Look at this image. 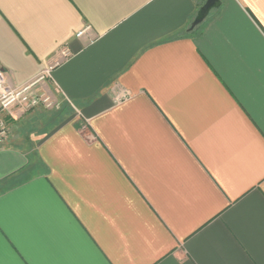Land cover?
<instances>
[{"label":"crops","instance_id":"1","mask_svg":"<svg viewBox=\"0 0 264 264\" xmlns=\"http://www.w3.org/2000/svg\"><path fill=\"white\" fill-rule=\"evenodd\" d=\"M219 2L0 0L9 86L67 107L11 123L0 264H264V0Z\"/></svg>","mask_w":264,"mask_h":264},{"label":"built area","instance_id":"2","mask_svg":"<svg viewBox=\"0 0 264 264\" xmlns=\"http://www.w3.org/2000/svg\"><path fill=\"white\" fill-rule=\"evenodd\" d=\"M83 32H79L77 37ZM65 58L70 56L68 50H61ZM49 70L40 74L33 82L19 86L10 87L5 74L0 70V150L9 141L11 134V123L18 121L23 115L34 110L58 111L61 102L57 96L50 92H37L36 88L44 83Z\"/></svg>","mask_w":264,"mask_h":264},{"label":"water","instance_id":"3","mask_svg":"<svg viewBox=\"0 0 264 264\" xmlns=\"http://www.w3.org/2000/svg\"><path fill=\"white\" fill-rule=\"evenodd\" d=\"M203 2L202 6L199 8L193 22L190 25L189 30L192 31L194 28L198 27L207 18L209 12L213 9L219 7V0H200Z\"/></svg>","mask_w":264,"mask_h":264},{"label":"rangeland","instance_id":"4","mask_svg":"<svg viewBox=\"0 0 264 264\" xmlns=\"http://www.w3.org/2000/svg\"><path fill=\"white\" fill-rule=\"evenodd\" d=\"M43 115V116H42ZM56 116H59L57 115V112L56 111H51V112H47V111H41V118H42V122H52L54 120V122H57L59 119L62 121V120H65V115H60L59 117H56ZM53 122V123H54ZM42 127V126H41ZM40 128V125L39 127Z\"/></svg>","mask_w":264,"mask_h":264},{"label":"trees","instance_id":"5","mask_svg":"<svg viewBox=\"0 0 264 264\" xmlns=\"http://www.w3.org/2000/svg\"><path fill=\"white\" fill-rule=\"evenodd\" d=\"M66 108H67L66 105L61 103V108L58 111H56L57 115L59 116L62 115L63 111H65ZM59 116H56V117H59Z\"/></svg>","mask_w":264,"mask_h":264}]
</instances>
